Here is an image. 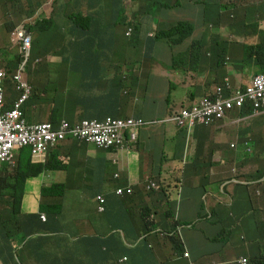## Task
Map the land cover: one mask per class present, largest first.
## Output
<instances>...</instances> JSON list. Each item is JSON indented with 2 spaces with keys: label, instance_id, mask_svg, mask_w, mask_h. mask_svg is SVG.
Listing matches in <instances>:
<instances>
[{
  "label": "crops",
  "instance_id": "0c3cea01",
  "mask_svg": "<svg viewBox=\"0 0 264 264\" xmlns=\"http://www.w3.org/2000/svg\"><path fill=\"white\" fill-rule=\"evenodd\" d=\"M147 2L112 0L108 11L95 18L89 15L91 21L75 45L61 41L40 44L43 54L36 77L17 70L9 74L3 69L4 108L13 109L21 99L19 120L30 126L52 120L60 133L74 127L76 119L134 117L161 121L170 106L191 105L227 75L234 84L242 85L264 70V18L259 13L256 20L248 12H228L222 0H163L162 5L153 7V20L143 29L136 17L144 14ZM207 5L216 6L209 20L205 16ZM183 10L187 15L181 14ZM213 13L216 19L233 21V28L221 23L210 29ZM196 14L198 18H194ZM176 21L192 22L193 36L202 41L200 56L193 61H179L190 41L170 47L155 38L161 27ZM253 23L255 28L250 26ZM130 28L132 35L128 37ZM238 28H247L249 34L235 35ZM251 37L262 44L257 59L245 48L253 44ZM156 69L164 83L159 89L148 90L144 76ZM62 88L80 96L73 101L61 94L56 97ZM39 103H45L44 108H39ZM256 120L262 122L264 116ZM250 121L235 126L228 120L200 128L190 140L168 138L162 123L141 131L130 149L115 152L64 140L48 153L45 163L32 157L30 163L42 165L43 170L25 178L18 213L20 229L23 233L30 230L29 235L15 239V225L0 228V264H222L233 262L241 254H255L253 250L264 253V235L253 232L256 211L249 209L248 203L241 213L239 185L232 184L229 196L221 181L225 177L222 165L230 151L223 147L232 142L229 136L240 140L241 131L246 130L253 149L259 145V128L256 130ZM26 152L17 149L15 160L25 158ZM232 157L240 162V150L236 149ZM112 158L119 159V179L113 177L118 166ZM12 166L0 164V185ZM248 167L254 171L255 162ZM213 177L219 178L218 186L204 187V180ZM147 180L161 187L149 191ZM117 185H131L133 193L121 196L115 191ZM43 187L50 189L42 192ZM99 194L106 197L103 212L98 210ZM186 202L195 208L190 218H183L181 213L188 208ZM216 204L225 207L219 211ZM213 210L218 213H211ZM204 212L214 219L202 220ZM29 214L38 217L31 220ZM202 221L215 227L230 221L231 231L226 237L217 236ZM243 227L246 235L238 231ZM11 246L13 253L6 251Z\"/></svg>",
  "mask_w": 264,
  "mask_h": 264
},
{
  "label": "clouds",
  "instance_id": "9594fccd",
  "mask_svg": "<svg viewBox=\"0 0 264 264\" xmlns=\"http://www.w3.org/2000/svg\"><path fill=\"white\" fill-rule=\"evenodd\" d=\"M222 1L224 2V0ZM107 3L108 0H38L34 2L31 1L30 7H32L33 10L30 14L27 15L28 17L26 18V20L16 25L13 29H9L11 33V41L14 44L19 45V56L21 57V62L19 63L18 68L16 70L18 71L21 67H23V70H21L22 74L28 75L31 74V67L37 68L40 65L41 55L43 54V51L38 48L40 44L46 43L48 41H61L66 45H75L79 34L88 26L89 22L91 21L89 15L95 18L96 15L106 12ZM45 21L48 23H44ZM180 24H189L192 26L191 35L183 38L182 40H179V37L176 35H169L167 33L168 29ZM35 28L37 29L34 30ZM163 28L165 33L160 37L155 36V38L164 40L170 47L180 45L186 42L187 40L191 42V45L188 48L187 52L179 56V61L187 63L189 59L193 61L195 58H198L200 56L202 41L200 37L193 36L195 32V25L192 22H170L163 26ZM67 30H70L74 33L69 34ZM131 35L132 29L130 28L127 32V36L130 37ZM24 37L30 39L31 41L29 56L27 58L25 57V53L22 49V42ZM250 52L253 53L252 51ZM49 59L52 62L55 61V59L51 57H49ZM0 68L4 69L3 60L1 58ZM262 76H264V71H258L252 75L251 79L248 82H244L242 83V85H236L233 83L231 77L227 75L214 85V88L210 93L204 95L198 101L192 103L191 105L170 106L167 110L165 117L161 121L146 120L134 117L126 119L106 117L102 121L92 119H76V121L74 122V127L67 129L64 133H60L57 130L55 122L52 120L40 122L38 124L47 122L53 124L55 130L59 132V140L57 141V144L54 147H51L44 153L33 154L31 151V157L41 158L43 160V163H45L47 161L46 157L48 156V153L53 148L58 146L59 142H62L64 140H73L79 144L88 143L94 145L97 148H103L115 152L119 151L121 148L130 149V145L138 140L141 131L162 123L166 125L167 133L171 131H175L177 133L175 139L181 137L183 140H190L193 133L200 128H210L219 123H224L228 120H230L231 123L235 126H238L244 125L246 121L251 120L250 123L255 124L256 130H258L259 128L258 134L260 142L257 149L254 150L253 147L247 141L246 130L241 131V137H243L240 140H232V142H230L229 144L230 146H228L227 148L223 147V149H229L230 151L228 152V154H233L236 152V149H239L241 152L240 161L246 158L254 160L253 162H255V172L252 171L253 178L250 181H246L244 183L254 185V192H256L257 195H261L264 193V166H260V164H264V121L258 123L256 119H261L264 116V101L261 99V94L264 93V84L261 79ZM161 83H164V81H162L161 72L158 69L151 70L144 76V84L148 90H156L161 88ZM60 94L64 95L66 98H70L71 101L80 96L79 93L74 96L72 92L66 90V88H62L60 90L58 89V91L56 92V97ZM42 104L45 103H39V108H44L42 107ZM40 114L42 113L40 112ZM128 120H141L144 124L138 128H122L118 132V135L115 138L111 139L112 142L109 145H106V143L100 144L96 140H94L92 137V133L89 131V128L86 124L95 122L98 124L107 125L109 121L127 122ZM132 134L137 135V138L135 140H131ZM117 139H120V141L118 142ZM26 148L30 149L29 147ZM112 163L118 166L117 170L113 174V177L115 179H119L121 177L119 159L112 158ZM226 164L227 159L224 165ZM12 165L13 166L11 171L7 174H4L3 179L11 177L15 181L13 175L17 167V159ZM187 165L188 164H186L185 167H187ZM232 171L233 174H231V178L223 182L225 187L228 184L239 185L241 183V181L239 180L237 167L233 166ZM5 181L0 185V192L2 193L4 188L7 186ZM145 187L149 191H156L161 187V184L154 180H147ZM48 189L50 188L43 187L42 192ZM119 189H121L122 191L120 192ZM115 191L121 196L131 195L133 193V187L131 185H117ZM14 195L15 191L10 199L4 198L5 195H3L2 200L0 199V228H13L15 225L16 230L14 231L13 237L15 239L23 240L29 235L28 231H30L24 230L23 233L20 229L22 225L19 222L20 219L18 213L21 209L23 193L21 195L20 200L16 204H14ZM96 199L98 201V210L101 212L105 211L106 197L102 194H99L97 195ZM101 199H104V201H101ZM10 205L12 209L9 210L8 213H6L5 209L7 206L9 207ZM101 207H103V209H101ZM254 211H256V225L253 227V232L256 236H259L260 234L264 235V229L261 228V225L259 224L260 221L264 220V217H262L264 211ZM28 216L31 220H34L38 217L37 214H29ZM40 216L43 219L46 218L45 214L42 212H40ZM2 218H7L6 223L3 222ZM204 218H206V220L214 219L211 215H208L207 217H202L201 219L205 220ZM241 229L244 230L245 233H242L240 231ZM221 230L222 237L228 236L229 232L231 231V222L229 221L227 224L222 225ZM225 231H227V235L223 234L225 233ZM238 231L241 235L247 234V230L244 227L238 228ZM19 234L20 237H18ZM258 246H260V243H258ZM6 251L9 253H13L14 248L11 246L10 248H7ZM258 251H254L255 254L252 255L241 254L233 262H224L222 264H241V260L243 258H246L251 264H257L251 259V257L256 254H259L263 257L262 264H264V253L261 252L259 249Z\"/></svg>",
  "mask_w": 264,
  "mask_h": 264
},
{
  "label": "rangeland",
  "instance_id": "374dc122",
  "mask_svg": "<svg viewBox=\"0 0 264 264\" xmlns=\"http://www.w3.org/2000/svg\"><path fill=\"white\" fill-rule=\"evenodd\" d=\"M34 1H38V0H32V2ZM41 1V0H39ZM224 2L226 3L225 6L227 7L228 12H248L254 15V13L259 12L260 11V5L261 3L264 2V0H224ZM254 2H257L256 4H254ZM9 6V2H7V0H0V58L4 61H9L13 58H16L19 56V45L18 44H14L11 41V33L10 30H8V26H16L18 24H20L22 21H17L16 18H10L7 19L5 16V12L6 9ZM24 13V11H23ZM183 15H187L186 10H183L182 13ZM215 13H213L214 15ZM194 18H198V14L193 15ZM28 17V16H26ZM256 18V16H255ZM217 20V21H216ZM257 20V18H256ZM235 22V21H234ZM223 23L225 26V28L229 29V28H233V26L231 25V21L228 19H216L215 17L211 18V20L209 21V28L214 30L217 26H220V24ZM236 32H234L235 35L238 34H244V33H248L247 28H238L237 30H235ZM252 38V46L253 49L256 47V51L253 52V56L255 59H257L258 56H261V52H259V48H257V43H258V38L257 37H251ZM240 40V38H239ZM258 55V56H257ZM34 66V65H33ZM37 68L35 67H31L30 68V75L33 76H37L36 74ZM176 132L175 131H171L166 133V135L168 136V138L170 139H175L176 138ZM229 140H235V136L231 135L228 137ZM229 145V144H228ZM180 150V148H179ZM227 159V164L222 166L223 167V175L225 176L221 181L224 182L226 180H229L231 177V174H233L232 171V167L236 166L238 169V176H239V180L241 181V183L239 184V195H240V200H241V208L240 211L241 213H243L245 211V209L247 208V204L250 203L255 210H261L264 211V193L261 195H257L256 192H254V185L248 184V183H244L246 181H250L253 177H252V171L251 169L248 167L249 163L253 162V159H244L242 161H238V159L236 157H232V154L229 153L226 157ZM260 166H264V164H260ZM235 176V174H234ZM219 178L218 177H213V178H207L206 180H204L203 186L207 187L208 189H215L219 182H218ZM6 184L7 186L4 188L3 193L5 195L4 198L6 199H10L12 197V195L14 194V190L11 188V186L13 185V178L8 177L6 178ZM235 188V186H234ZM231 189H232V184H228L226 186L225 192L226 194H228L229 196L232 195L231 193ZM185 204H188V208L186 210H182L181 213L183 215V218H187V216H189V218L191 216H194L193 212L195 211V208L190 205L188 202H186ZM230 204H229V208L228 211H231L230 208ZM215 207L219 210L222 211L220 209L224 208L225 205L223 204H216ZM12 207L11 205L8 207H6L5 212L8 213L9 210H11ZM206 220V218H204ZM203 224H207L210 226L212 232H215V235L217 236H221L222 235V226H217L215 227L214 224L212 223H206V221H202ZM259 224L261 225V228L264 229V220L260 221ZM191 224L188 225V227H190ZM242 233H245L244 230H240ZM227 231H225V235H227L226 233ZM0 238H1V230H0ZM0 248H1V244H0ZM254 252V250L252 251Z\"/></svg>",
  "mask_w": 264,
  "mask_h": 264
},
{
  "label": "built area",
  "instance_id": "2783aa9c",
  "mask_svg": "<svg viewBox=\"0 0 264 264\" xmlns=\"http://www.w3.org/2000/svg\"><path fill=\"white\" fill-rule=\"evenodd\" d=\"M30 46V39L24 37L22 49L26 58L29 56ZM2 70L0 68V163L13 164L16 161L14 156L17 149L29 147L33 154L44 153L57 144L59 132L49 122L30 126L24 121L19 120L21 116V112L19 111L21 99L13 109L6 110L4 108L2 87L4 73ZM21 70H23V67L18 72L22 73ZM261 79L264 84V76ZM261 99L264 101V93L261 94ZM86 124L94 140L100 144L106 143V145H109L112 142L111 139L115 138L122 128H138L144 123L141 120H128L127 122L109 121L107 125L95 122ZM136 138V134L131 135V140H135ZM117 141L119 142L120 139H117ZM119 191L121 192L122 190L119 189ZM101 201H104V199H101ZM185 255H189L188 252H185ZM241 264L251 263L246 258H243Z\"/></svg>",
  "mask_w": 264,
  "mask_h": 264
},
{
  "label": "trees",
  "instance_id": "16d2710c",
  "mask_svg": "<svg viewBox=\"0 0 264 264\" xmlns=\"http://www.w3.org/2000/svg\"><path fill=\"white\" fill-rule=\"evenodd\" d=\"M31 1L32 0H7V2H9V6L6 9V12H5L6 18L7 19L16 18V20L18 22L19 21H25L26 18H27L26 16L28 14H30L32 12V10H33L32 7H30ZM162 2H163V0H148L147 4L145 5L144 14L143 15H138L136 17L137 20H139L140 23H141V28L144 29L146 26H148L152 22V20H153L152 9H153V7L156 4L162 5L163 4ZM256 3L257 2H254V4H256ZM111 5H112V0H108L107 10L106 11H108L110 9ZM215 7H216L215 5H207L205 7V16H206L207 20H209V18H210L209 15L211 14L213 8H215ZM23 11H24V13H23ZM260 11H261V13H259V12L254 13V16H256V14L259 13L264 18V2L261 3V5H260ZM212 16L215 17L214 15H212ZM228 20H230V19H228ZM180 22L190 23L189 21H180ZM232 22L233 21H231V23ZM44 23H48V22L45 21ZM250 26L255 28L256 23H253ZM14 27L15 26H13V25L12 26H8V30L9 29H13ZM37 28H35L34 30H36ZM263 29H264V27H263ZM67 32L69 34H73L74 33V32H72L70 30H67ZM164 33H165L164 28L161 27L156 32L155 36L156 37H160ZM167 33L169 35H176V36L179 37V40H182L183 38L191 35L192 26L189 25V24L176 25V26L171 27L170 29H168ZM262 33L263 32H259L260 35ZM247 34H249V33H247ZM261 45L262 44L257 45V48L260 47ZM240 46L243 47V45H240ZM245 48L248 51H252V52H254V50L256 49V47L253 49L252 46H245ZM6 60L3 61L4 70L9 71V74H13L16 71V69L18 68L19 63L21 62V57L18 56L16 58L11 59L9 61V63ZM262 71H264V70H262ZM12 92L15 94V88L12 90ZM24 150H28V152L25 153L26 157L22 158L21 156H19V158L17 159V167H16V170H15L14 175H13L14 178H15V181H14V184L11 186V188L15 191L14 204H16L21 198V195L23 193L24 184H25V181H26L25 178H28L30 176L38 175V173L41 170V168L43 170V166L42 165L39 166L38 164H34V163L31 164L30 163V161H32L31 150L26 148V147H24V148L21 149V152H23ZM35 161L43 163V160L41 158H35ZM27 164L30 165V166L33 165V166H36V167L35 168L28 167ZM28 169H29V171H27ZM5 179L6 178L3 179V182L5 181ZM0 183H1V181H0ZM3 195L4 194L2 192H0V199L1 200H2ZM206 195L207 194H205V196ZM249 209L255 210L254 207L251 204H250V208ZM234 210L237 211L236 208ZM211 213H218V211L213 210V211H211ZM208 215L209 214H206L204 212L203 215L201 216V218L202 217H207ZM2 219H3V222L6 223L7 218H2ZM251 259L257 264H262L263 257L261 255H259V254H256L253 257H251Z\"/></svg>",
  "mask_w": 264,
  "mask_h": 264
}]
</instances>
